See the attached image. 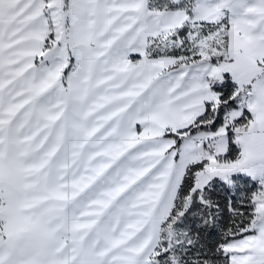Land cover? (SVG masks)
I'll return each mask as SVG.
<instances>
[{
    "label": "snow or ice",
    "instance_id": "snow-or-ice-1",
    "mask_svg": "<svg viewBox=\"0 0 264 264\" xmlns=\"http://www.w3.org/2000/svg\"><path fill=\"white\" fill-rule=\"evenodd\" d=\"M0 264H264V0H0Z\"/></svg>",
    "mask_w": 264,
    "mask_h": 264
}]
</instances>
